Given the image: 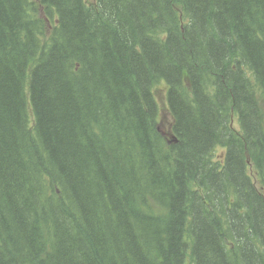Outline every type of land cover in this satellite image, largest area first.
I'll use <instances>...</instances> for the list:
<instances>
[{"label":"trees","instance_id":"trees-1","mask_svg":"<svg viewBox=\"0 0 264 264\" xmlns=\"http://www.w3.org/2000/svg\"><path fill=\"white\" fill-rule=\"evenodd\" d=\"M258 97L264 0H0V264H264Z\"/></svg>","mask_w":264,"mask_h":264},{"label":"rangeland","instance_id":"rangeland-1","mask_svg":"<svg viewBox=\"0 0 264 264\" xmlns=\"http://www.w3.org/2000/svg\"><path fill=\"white\" fill-rule=\"evenodd\" d=\"M87 3H92L93 0H86ZM155 88V95L158 100L159 105V116H158V125L162 130H170L171 124H172V118L169 115V113L166 110V104H165V85L164 83H160L156 85ZM258 106L260 108L261 114H262V120L264 125V99L261 97H258Z\"/></svg>","mask_w":264,"mask_h":264}]
</instances>
